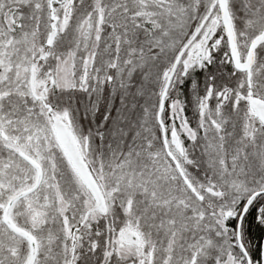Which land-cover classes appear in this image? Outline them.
Listing matches in <instances>:
<instances>
[{
  "label": "snow or ice",
  "instance_id": "1",
  "mask_svg": "<svg viewBox=\"0 0 264 264\" xmlns=\"http://www.w3.org/2000/svg\"><path fill=\"white\" fill-rule=\"evenodd\" d=\"M0 264H264V0H0Z\"/></svg>",
  "mask_w": 264,
  "mask_h": 264
}]
</instances>
